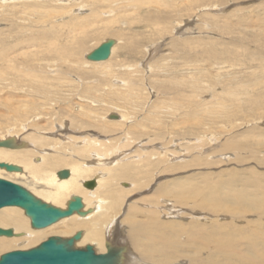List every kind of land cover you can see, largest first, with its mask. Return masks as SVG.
Wrapping results in <instances>:
<instances>
[{
  "label": "rangeland",
  "instance_id": "1",
  "mask_svg": "<svg viewBox=\"0 0 264 264\" xmlns=\"http://www.w3.org/2000/svg\"><path fill=\"white\" fill-rule=\"evenodd\" d=\"M9 2L0 3V140L14 134L34 149L51 137L70 157L75 144L54 129L63 122L71 137L125 150L140 172L119 174L137 185L115 182V213L136 264H264V0ZM108 39L111 57L88 61ZM77 107L95 120L81 124ZM61 222L40 230L67 238L81 227Z\"/></svg>",
  "mask_w": 264,
  "mask_h": 264
},
{
  "label": "bare ground",
  "instance_id": "2",
  "mask_svg": "<svg viewBox=\"0 0 264 264\" xmlns=\"http://www.w3.org/2000/svg\"><path fill=\"white\" fill-rule=\"evenodd\" d=\"M9 1L10 0H1L0 3L1 4L8 3ZM87 55H86V58H87ZM101 62H105V61H101ZM119 82L120 81L119 80L117 81L116 79L115 85L117 86L120 85ZM81 100H82L81 102L85 101L84 99H81ZM98 105L99 104L96 105L95 103V106H98ZM78 109H80V107H77V111H79ZM83 109L84 107L80 109V114L78 115L79 117H81V124L95 120L94 116H92L96 114L93 109H91L93 110V112L87 111L86 113L85 111H83ZM111 116L109 115V118H110L109 121L115 120L117 121L116 123L118 124H121L124 120L127 119V117L124 114H122L121 117L117 116L118 118L116 119L111 118ZM57 123L58 124H56V127L54 128L57 130L56 131L57 135L58 134L64 135L65 137L63 138L69 140L71 143L73 142V144L77 146L79 142H81L83 147L81 148L75 147L76 149H74L75 145L73 147L64 145L63 147L66 149L71 148L70 152L72 154L70 155V157H68L67 155L62 156L61 154L62 152H60L57 149L58 147L60 148L62 147V145H60L62 143H60L58 140L50 139L51 137H48V138L46 137L44 139L46 141L53 142L52 147H48L43 144L39 146V143H38L39 147L32 149L33 145L29 147V144H24V143L20 144L21 142L20 138H18L14 134L12 135L9 134L8 136H4L5 138H3V140L13 139L15 146L13 148H0V163L14 164V165H18L19 167H21L22 168L21 172H9V175L14 176L16 178H22L26 181V183L29 182L27 183L28 186L24 185L25 187L28 188L29 191H31L34 195H36L38 198L42 199L43 201L50 203L56 207L66 209L69 200H71L73 196L82 197L83 203H84L83 211L86 213V215L81 216L75 213L71 217L60 220L62 221L61 224L64 222H70V221L80 222L79 225L81 227H79L73 235H75L77 232L80 231L82 232L83 236L80 241L76 242V247L84 248L87 245H93L95 248V251L99 254L106 253L108 250V247L123 248L124 252L122 253V256L125 255L126 252L127 253L129 252V253L125 255V259L121 257V264H136L137 256H135V254L133 253L134 251L133 252L131 251V247H130V250H128V246H129L128 239L129 238L127 234H125L124 232L125 227H123L124 225L123 221H121L120 214L115 213L120 202H119L117 193L113 191V185L115 184V182L119 181V174L121 175L122 173H124L125 175H127V173H131L132 177L134 174L136 175V178L134 180H138L137 177H138L140 170L136 169L135 165L131 162L133 161L132 157L131 159L128 158L127 160L123 161L124 160L123 156L127 153L125 150L120 148V146L118 148L114 147L115 149L112 148L111 146H107L105 148L103 147V144L101 145V143L96 141L95 138L90 139L89 137L90 135L85 136V137L82 136L81 139L80 138L76 139L75 137H71L69 135V131H70V129L68 128L69 125L67 126L66 123H63V122L62 123L57 122ZM85 131L83 132L86 133ZM48 133L49 132L44 131V133H41V134H48ZM102 135L103 134L98 133V138L99 136H102ZM21 145L25 149L29 148V150L15 151V149L17 150L18 146H21ZM52 148L57 149L55 151H57V153L59 152V155L58 154L56 155L55 153H51L49 149L53 150ZM139 150H140V147L136 149L135 153H140ZM161 150L164 151L165 146L161 148ZM30 153L32 154L37 153L39 154L37 156H40V158L36 159L37 156H35V157H32L29 161L26 158V156H28V154ZM166 154L167 152L165 153V155ZM170 155L172 154L170 153L168 156ZM135 156L137 155L135 154ZM9 157H12L11 160L8 159ZM51 160H54V161H51ZM59 163H63V164H59ZM63 169H67L70 171L69 178L60 179L58 177V172ZM5 171H6L5 169L0 168V178H4L2 175L5 173ZM92 179L96 180V187L93 190H89L84 186V184L85 182L92 180ZM123 181L125 180L120 179L119 183L125 185V187H128L129 185H131V187H135L137 185L133 182L131 184H128ZM12 182H15V181H12ZM29 186L31 188H29ZM121 189L123 191L128 190L127 188H121ZM137 189L140 190L141 188L140 189L137 188ZM104 193L108 195L109 199L103 197ZM135 203L136 201L133 203L127 204V209L129 208L130 210ZM8 208L16 209V207H8ZM166 208L168 211L170 210L171 218L172 217L182 218L181 216H179L181 212L179 213V215H177L176 211L171 209L169 204H167ZM12 209L11 211H14V212H10L9 210L6 209L0 213V216H2V218H0L1 220L0 228L13 229L15 233L13 237H5V236L0 237V241H8L9 243H11L10 247H5L4 242L2 243L0 242V252L10 251L11 249L13 251L28 250L30 248L40 245L44 240H47L49 237L53 236L50 234H44V232H42L44 230L41 231L40 229H33L29 225V222L23 219V217L21 216V211L12 210ZM107 209L114 211L115 213V214L113 213L110 218H108L106 215L105 216L102 215ZM194 214L195 212H193V215ZM197 214H195V217H196L195 219H201L199 216L202 213L199 214V216ZM87 224L88 226H84ZM89 234H91V236H89L90 238L87 239V235ZM54 236H57V235H54ZM70 237H67V238H70ZM18 244L22 245L20 247H23V248L13 249L17 247ZM137 245L139 246V244H136L135 247ZM127 255H129L128 259H126L128 257ZM150 260H152L150 262L156 263V264L169 263L166 260L160 261V262H155L156 260H153V259H150Z\"/></svg>",
  "mask_w": 264,
  "mask_h": 264
},
{
  "label": "water",
  "instance_id": "3",
  "mask_svg": "<svg viewBox=\"0 0 264 264\" xmlns=\"http://www.w3.org/2000/svg\"><path fill=\"white\" fill-rule=\"evenodd\" d=\"M115 45V39H108L87 55V59L92 62L106 61L110 58ZM111 118L118 117L113 115ZM14 146L13 139L0 140V148H13ZM0 168L8 172L22 171L18 165L8 163H0ZM58 177L67 179L70 177V171L63 169L58 172ZM84 186L93 190L96 187V180H89ZM5 207L22 209L30 219L33 229L47 228L75 213L81 216L86 215L83 211V199L80 196H73L67 208L63 209L43 201L17 183L0 178V209ZM14 235L13 229L0 228V237H13ZM82 236V232L79 231L70 238L49 237L37 247L3 254L0 257V264H121L123 248L108 247L107 252L101 254L95 251L93 245L78 248L76 242L80 241Z\"/></svg>",
  "mask_w": 264,
  "mask_h": 264
}]
</instances>
